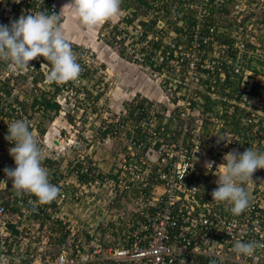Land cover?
Here are the masks:
<instances>
[{
    "label": "built area",
    "instance_id": "1",
    "mask_svg": "<svg viewBox=\"0 0 264 264\" xmlns=\"http://www.w3.org/2000/svg\"><path fill=\"white\" fill-rule=\"evenodd\" d=\"M22 1L28 2L16 0ZM31 1L35 4L31 14L55 13L54 0ZM144 1L148 9L141 6L142 10L137 11L140 15L133 17V22L147 23L152 19L154 25L150 30H138L123 22L132 18L130 9L128 14H118L116 21L103 23L104 32L117 42L123 40V55L126 57L128 53L138 68L148 71L161 93L165 95L163 91H166L171 96L170 107L131 98L124 101L128 110L121 106L116 114L88 102L80 88L84 86L82 75L91 68L93 55L88 48L73 45L82 72L75 81L54 83L60 88L55 97L59 110L51 120L42 117L37 106L27 113L21 101L10 99L11 94L6 98L0 93V181L6 180V167H15L8 152L14 145L3 140L7 125L23 119L29 122L30 131L39 141L42 166L49 171L50 182L60 189L51 205L34 209L30 201L35 197L19 198L10 180L7 184L0 182V264H264V248H257L252 256L233 251L236 240L264 244V181L253 175V182L245 185L251 201L239 217L231 213L230 205L212 203L211 196L217 187L216 166L223 162L220 159L226 153L233 150L243 153L250 147L264 152V98L250 97L248 90L244 91L247 86L239 83L241 99L226 102L230 106L246 107L248 116L242 124L250 130L245 135L214 132L211 136H215L217 145L214 143L212 149L209 144L212 140H208L211 136L201 132L203 120L209 114L202 112V100L195 95L201 92L211 100L224 101L218 99L215 91L224 82L225 71L230 68L236 74L242 70L241 50L229 51L228 43L217 37L220 33L217 24L206 22L210 3L219 7L226 1ZM240 1L230 6L232 13L242 11ZM164 7H170L169 14ZM188 12L191 20L186 23L184 17ZM9 70L20 73L11 66ZM37 70L42 76L39 82L48 86L50 64L44 60ZM60 97L64 101L70 97L80 101L79 114L89 111V120L99 117L97 127L101 131L111 125L109 134L103 137L99 132L96 134L98 143L124 142V149L117 154L118 164L112 165L109 177L98 168L88 175L94 179L77 182V177L89 167H96L82 158L69 161L71 165L67 164L65 169L64 162L55 168L64 156V125L58 130L52 128L58 117L64 121V101L60 102ZM31 103L32 100L30 106ZM174 116L177 119L174 126L166 127L164 120ZM132 117H137V133L130 125ZM210 120L216 130L222 128V122ZM42 122L49 123L51 129H44ZM260 128L263 130L259 133ZM50 134L56 142L53 149L48 145ZM204 144L211 146L210 151L204 152ZM208 162H215L211 169L206 167ZM69 171L72 173L67 174ZM256 172L264 173V170ZM65 176L72 182H64ZM99 188L106 190L101 197L94 195ZM65 202L72 203L77 214L65 212ZM60 236H64L63 240L55 241ZM49 241L56 243L53 254L47 247Z\"/></svg>",
    "mask_w": 264,
    "mask_h": 264
},
{
    "label": "clouds",
    "instance_id": "2",
    "mask_svg": "<svg viewBox=\"0 0 264 264\" xmlns=\"http://www.w3.org/2000/svg\"><path fill=\"white\" fill-rule=\"evenodd\" d=\"M121 3L122 0H70L59 14L29 13L11 20L9 24H0V60L8 62L16 70H26L33 69L31 61L43 57L51 65L47 82L62 85L75 81L82 67L59 24L63 8H72L79 22L88 31H93L98 25L116 18L121 11ZM67 112L64 110V114ZM5 140L14 145L8 152L15 167H6V180L0 182L7 184L10 180L19 198L26 195L35 197L30 201L34 209L53 202L60 189L50 182L49 171L42 166L39 141L30 131L29 122L21 119L8 124ZM214 163L208 162L206 167L211 169ZM216 167L217 187L211 193L212 203L230 205L231 213L239 217L249 208L251 201L245 185L253 182L252 177L257 170H264V152L251 147L243 153L233 150L226 153L223 162ZM257 248H264V244L236 240L233 251L237 255L252 256Z\"/></svg>",
    "mask_w": 264,
    "mask_h": 264
},
{
    "label": "rangeland",
    "instance_id": "3",
    "mask_svg": "<svg viewBox=\"0 0 264 264\" xmlns=\"http://www.w3.org/2000/svg\"><path fill=\"white\" fill-rule=\"evenodd\" d=\"M65 1L70 2V0H64V2ZM126 2H129V1L128 0H122L121 4H125ZM240 2L243 6V9L238 14L232 13L231 9H230L228 16L220 15V14H217L215 12L213 13V15L220 23V24L218 23L220 31H223L222 27H227L229 23H230L229 25L235 24V26L238 27L237 31L232 29V35L236 34L235 38H238L237 40H239L241 42V44H239L240 50H247L244 48V42L245 43L247 42L249 45L253 46L254 51H253L252 55H254V57L261 59L263 64L261 67H258V69L264 73V22H263V19H264V0H241ZM18 3L19 2H16V0H0V23L1 24H9V22L11 21L10 19L16 20V19H19V17L21 15H27L31 12L28 9L23 10V8H22L23 5H22V7L16 6V4H18ZM52 5L54 7L55 14H59L60 13L59 7L61 6V4L59 2L57 4V0H54V1H52ZM55 5L58 6L59 10L56 8ZM64 6H65V4H64ZM18 8H21V10L19 11ZM229 8H230V6H229ZM140 10H142V8ZM23 11H25V12H23ZM128 13H129V10H122L121 9L119 15L120 14H128ZM17 14H18V16H17ZM32 14H35V13H32ZM3 17H5V18L3 19ZM244 17H247L248 20H247L245 27H244L245 31L243 33H245V34H243V36H240L241 31H242V27L239 25H240L241 18H244ZM70 18L72 19L74 24L72 23ZM117 18H118V16L114 19L109 20V22L116 21ZM59 22H61V24L63 23V25H64L61 28H62L66 38L69 40V43L71 45H73L74 47L78 46L77 48L83 49L84 48L83 40H80V42H79V39H83V38L78 37V33L80 32V30H85V29L82 28L81 26L76 27L75 23L79 24V25H82V24L79 22V19L76 16L74 10L72 8L71 9L64 8V15L61 13ZM104 27H105V24L97 26L94 29V31H96L98 34L96 33L95 38H92L90 40L88 39L91 44H88L87 47H85V48H88V50H90L89 52L93 55V57L91 60V62H92L91 68L88 70L90 79H89V81L83 80L82 84L88 88V89H86V91L89 94L90 100H94V97L97 95V93H99V92H97V90L101 89L100 93L103 95L105 94V97L103 96V100H101L99 105L105 107V109H109L108 111L110 113L118 114L121 111V105H120L119 101L117 103L116 100L110 99L113 96L114 90H116V87L118 89L119 84L122 85V83H120V82L118 83V81H116V79H115L116 76L118 77V73L128 72L131 75L132 69H134L136 72L142 74V76H144L145 78H148L150 81H152V79H151L148 71H144V70L138 68L134 59L128 58V56H129L128 53H127L128 56L126 55V57H125V55H119L121 49H123V51H125L124 47H123V44H124L123 42H122L123 44H121V46H120V44L119 45L117 44L114 46L109 45L111 42L110 41L111 36H107V34H105ZM101 33H104V34H101ZM100 34H101V37H100ZM251 37H253V38L250 39ZM84 41H86V39ZM94 41L99 42L98 46H94V44H95ZM242 45H243V47H242ZM245 52L248 54V56L251 55L250 51H245ZM107 54L108 55L110 54L111 57H109L108 60L103 61V58H106ZM114 55L116 57H119V58L114 57ZM113 57L115 59H117V61L119 63H121V66L118 63H115V60ZM247 58H249V57H247ZM42 60L44 61L43 57H42ZM4 63H8V62L0 60V68H2L1 64H4ZM30 63H34V60L31 61ZM252 63H254V62H252ZM100 64H103V67H105V69H106V70L103 69L104 74H103V77H101V80H99L100 76L96 72L97 69L94 68L95 66L100 67ZM32 68L33 69H26L25 72H23L22 70H18V71H20V73L16 72L18 76L19 75L26 76V79H25V81H22L21 76L16 78V81L12 84L13 88L11 90V97H9L10 99H17V100L21 101L23 106H25V110L27 113H31L29 103L33 97L38 96L39 90L46 91V92L50 91L49 92L50 94L52 91V88L50 86H46V85L39 82L40 80H39V77L37 75L33 76L35 68L34 67H32ZM13 73H15V72H13ZM34 78L35 79L38 78L37 82L40 84L39 87L36 86L37 82L35 84L32 82ZM246 80L247 79H245V81ZM258 81H260V83L264 82V79L262 78V74H260ZM106 90H107V93H106ZM159 91L161 93L160 89H159ZM163 92L165 93L164 103H166L168 101H165V100H169L171 98V96L168 93H166V91H163ZM263 95L264 94H262V96ZM129 98H132V96L129 95L125 101H127ZM59 99H60L59 100L60 102L64 101V99H62V97H60ZM246 99H248V98L246 97ZM122 101H124V100H122ZM62 103H63L62 105L64 106L65 112L68 111V112H70L69 114L72 115L74 126L71 127L66 123V118H67L66 117L67 114H66L65 116L62 117L64 119V121L59 120L60 117H58L57 122L56 121L53 122L52 128L54 127L58 130L60 127H62L64 125V156L59 158V163H57L55 165V168H58V166L63 164V162H64V169H65V166L69 163V161H71V160L78 161L80 159L79 156H80V154H82L81 152L84 150V148H87L90 145V143H91L90 138L92 137L91 134L96 131L97 125L100 123L101 119L99 117H97L93 121H91L89 124H85L86 126H82L81 124L78 123L79 119L82 116L79 115V112L77 111V109L74 108V107H80L79 106L80 101H76L72 97H70V98H68V100L66 98V100ZM162 103H163V101H162ZM71 105H73L74 107H72ZM159 105H161V104H159ZM162 105H164V104H162ZM107 107H109V108H107ZM73 110H75V111L72 112ZM77 117H79V118H77ZM43 119L44 118H42V121H45ZM42 123H43L42 127L44 129L47 128L48 131L51 129V126L49 125V123H45V122H42ZM81 123H82V119H81ZM50 135H52V134H50ZM83 135H89L90 138L85 140L83 138ZM208 140L209 141L212 140V142H209L210 145H212V146L217 145V143H215L217 141L215 139V136H211ZM48 141H49L48 145L50 146V149H53V144H56L54 136L53 135L49 136ZM214 143H215V145H214ZM123 144H124L123 141L115 142L113 145L112 144L109 145L107 143H105L104 145L100 144L101 146L96 145L95 146L96 148L92 147V149L89 151L91 153V157H92L93 161L95 162V164H99V165H103V166L106 165V167H104L105 171L103 172L106 177H109L108 175L112 171V169H111L112 165L115 167L116 164H118L117 154L124 149V148H122ZM5 147L6 146H4L3 148H5ZM210 147L211 146L208 145V148H204L205 149L204 152L209 151ZM108 149H110V151H108ZM105 151H106V153H105ZM0 155H2L1 152H0ZM220 160H223V159H220ZM254 175L259 176L260 179L264 181V173L255 172ZM64 182L70 183V182H72V180H68L67 177L65 176ZM68 189H70V188H68ZM71 193L72 192H68L69 195ZM105 193H106L105 188H99L96 190L94 195H98V196L100 195V197H101ZM64 211L67 213H71L72 215L77 214L76 213L77 211L73 210V208H72V203L70 204L68 202L64 203ZM120 211L123 212L124 209L122 208ZM48 245H49V246H47L48 249L51 250L50 254H53L54 250L56 249V243L54 241H49Z\"/></svg>",
    "mask_w": 264,
    "mask_h": 264
},
{
    "label": "trees",
    "instance_id": "4",
    "mask_svg": "<svg viewBox=\"0 0 264 264\" xmlns=\"http://www.w3.org/2000/svg\"><path fill=\"white\" fill-rule=\"evenodd\" d=\"M27 1L28 2H25V1L19 2L18 4H16V6L22 7V5H23V7H22L23 10H25V9H28L30 11L33 10L35 4L31 0H27ZM128 1L129 2H126L125 4H121L120 8L122 10H130V9L133 8L132 9L133 13L131 14L132 18L131 19H125V21H123V22H125L126 24H131L135 29H138V30H142V29H145L147 31L150 30V28L154 25V21L152 19L151 20L149 19L147 21V23L146 22L144 23L143 21L133 22L134 21L133 17L135 18L137 15H139V13H137V11H140V7L143 6L146 9H148V7H149L148 3L145 2L144 0H128ZM225 1H226V3L224 5L219 6V7H218L217 4L213 5L212 3H210V5H209L210 6V9H209L210 12H209V16L206 18V22L208 24H212V25H214V23H216L217 24L216 29L220 32L218 34V36H217L219 38V40L221 42L228 43L229 48H230L229 51H231L234 48V50L236 52H239L240 51L239 50L240 49L239 48V44H241V42L239 40H237L238 38H235L236 34L232 35V29L237 31L238 27L235 26V24H232V23H231L232 25H229L230 24L229 23L227 27H222L223 31H220L219 30V25H218L219 21L215 17L213 18V16H214L213 13L214 12L217 13V14H220V15L228 16L229 11H230L229 6H231L233 3L239 2L240 0H225ZM164 8L168 9V11H166V10H164V11L166 12V14H169L170 13V11H169L170 7L169 8L164 7ZM18 10L20 11L21 8H18ZM176 11H178V10L176 9ZM23 12H25V11H23ZM189 15H191V14L188 12V15H186L184 17V20L186 21V23H188V21L191 20V18H190L191 16H189ZM17 16H18V14H17ZM10 20H12V19H10ZM247 20H248L247 17L241 18L239 26L242 27V31H241V35L240 36H243V34H245L243 32L245 31L244 27H245V24H246ZM263 22H264V19H263ZM110 41L111 42H110L109 45H111V46L112 45L114 46V45H117V44L118 45L120 44V46H121L123 40H120V41L117 42V41L114 40L113 37H111ZM234 46H237V47H234ZM242 47H243V45H242ZM244 48L247 49V50H241L240 51L241 55H242V61H241L242 70L245 68L246 70H249V71H251L254 74H262V72L260 73V71H258L256 69L257 67H261L263 63H262L260 58L254 57V55H252V53L254 51V47L249 45L247 42L246 43L244 42ZM245 51H250L251 55L248 56V54ZM122 53H123V49H121L119 55H123ZM247 57H249V58H247ZM42 61H43L42 57H39V58H37L34 61V64H33L34 68H35L33 76L37 75L39 77L40 81H42V76L39 73H36V72H37V69L39 67V63L42 62ZM252 62H254V63H252ZM1 66H2V68H0V93L4 97L7 98L11 94V90L13 88L12 84L16 81V78L21 76V75L18 76L17 75V73H18L17 71H11L10 72V70H9V66L10 65L8 63L1 64ZM50 68H51V65H50ZM242 70H240V72L236 73V74L233 73L230 68H228V70L225 71L226 74H225V77H224V82L221 85H218L217 86V90L215 91V95L218 97V99L219 98L220 99L224 98L225 99L224 101L211 100L205 94H203L201 92H195V95L198 96L202 100V103L200 105V108L202 109V112L209 114V117H207V119L203 120V125H202V129H201L202 134H204L206 132L204 130L205 128H207L206 126L211 125L213 123L210 120L211 118H214V119L222 122V128L219 129L218 134L240 133V134L245 135L247 132H249L250 127H246L245 128V126H243V124H242L243 119L248 116V112L246 110V107L230 106L226 102V100L232 99V98L236 99L237 101L240 100V97H241L242 94L237 93L238 92L237 90H238L239 83L241 82ZM13 72H15V73H13ZM87 72H88V70L82 75V78L84 80L85 79L86 80L90 79V77H87V74H88ZM263 76H264V74H263ZM1 77H3V80H1ZM232 77H234L235 79L232 80L231 79ZM25 79H26V76L22 75L21 76V80L25 81ZM37 80H38V78L37 79L34 78L32 82L35 84L37 82ZM48 86H50L52 88L51 94L49 93L50 91L46 92V91L39 90L38 96L37 97H33L31 99L32 103H31L30 108L33 109L34 107L37 106L38 107L37 109H40L41 112H42V117L48 118V120H51L54 116L57 115V112L59 110V105L56 103L55 97H56L57 93L60 92V88H58L54 83H49ZM80 91L84 94V97H85V99L88 102L92 101V102H95L97 104H100L101 97L99 98V94H97L94 97V100H90L89 99V94L84 89V86L82 88H80ZM261 91H262V87H259L258 85L255 84L248 91L249 92L248 94L250 95V97H255V95L259 96ZM122 107H124V109L128 110V105L127 104H124V106H122ZM230 107H231V109H230L231 112L229 113V108ZM79 109H80V107L77 109V111ZM131 110H129V113H131ZM66 114L67 113H65L64 116ZM80 115L82 116V114H80ZM66 117H67L66 118V123L69 126L73 127L74 125H73V117H72V115L67 114ZM136 120H137V117H132L130 125L134 128L133 130L137 133L138 130L135 127ZM110 127H111V125H107L104 128V130H102V131H101V128L97 127L95 134H97L99 132L98 135L103 137L107 133L109 134ZM1 130H2V128H1ZM3 130H4V132H6L5 129H3ZM262 130L263 129L260 128L258 130V132L260 133V132H262ZM6 135H7V132H6ZM100 136H99V138H100ZM126 137H128V135H126ZM4 139L5 138H3V140ZM3 140H2V142H3ZM96 145L101 146L98 142H96V144H94V146H96ZM203 147L204 148H208V145L204 144ZM213 148H215V146H212V149ZM88 157L89 156H83L82 154H80L79 158H82L85 161L87 160L88 163H91V162L95 163L93 161V159L88 158ZM46 163L48 165H51V163H49V162H46ZM69 165H71V164H69ZM77 166L80 167V163H78ZM96 169H98L97 166L94 167V168H90L89 167V170H87V172L85 174L79 175L77 177V182L82 183V182H86L88 180L91 181V179H94L95 178L94 176H91L90 178H88L89 177L88 175L90 173L92 174V172H94ZM69 173H72V171H69L67 174H69ZM68 188H70V187H68ZM66 189L67 188L64 187V190H66ZM68 190L72 191V189H68ZM51 204L52 203H49V204H46V205L48 206V205H51ZM63 238H64V236H60L55 241L61 242L63 240Z\"/></svg>",
    "mask_w": 264,
    "mask_h": 264
},
{
    "label": "crops",
    "instance_id": "5",
    "mask_svg": "<svg viewBox=\"0 0 264 264\" xmlns=\"http://www.w3.org/2000/svg\"><path fill=\"white\" fill-rule=\"evenodd\" d=\"M58 2L61 4V6L59 7L60 8V11H61L62 7L64 6V4L66 5V4L70 3V2H66V1L64 2V0H57V4H58ZM56 8L58 9V6L57 5H56ZM68 9H71V8H68ZM61 13L64 15V8H63V10H62ZM71 21H72V19H71ZM72 23L74 24L73 21H72ZM59 24H60V27H63L64 26L63 23L61 24V22H59ZM75 25H76V27L81 26L82 28H84L86 30V31L85 30H80V32L78 33V37L83 38V39H79V42H80V40H83L84 47H87L88 44H91L89 40L92 39V38H95V35H96L97 32L94 31V30L93 31H88L83 25H79V24H76V23H75ZM85 39H86V41H84ZM68 42H69V40H68ZM94 43H95L94 46H98V43L99 42L94 41ZM109 57H111V55L110 54L109 55L107 54V57L106 58H103V61L108 60ZM114 57H116V56L114 55ZM116 58H119V57H116ZM114 60H115V63H118L121 66V63H119L117 61V59L114 58ZM33 64L34 63H30V67ZM103 69H105V67H103V64H100V67H98L97 70H96V72L100 76V79L99 80H101V77H103V74H104L103 73L104 72ZM256 69L258 71H260L258 69V67ZM243 70L245 71V74L242 75L240 84L243 83L244 84L243 86H247V88H245L244 91L246 89L249 91L251 89V87L256 84L259 87H262V91L260 92L259 96H261L262 98H264V95L262 96V94H264V82L263 83H260V81H258L260 74H254L251 71L246 70L245 68ZM22 71L24 72L25 70H22ZM87 73H88L87 74V77H90L89 76V72H87ZM260 73H261V71H260ZM263 74L264 73L262 72V78L264 79ZM115 79H116V81H118V83L119 82L122 83V85L124 87L121 84H119L118 89L116 87V90H114V94H113V96L110 99L116 100L117 103L119 101V103H120L121 106H124V104H125L124 101L126 100V98L129 95H131L132 98H133V100H140V103H141V100H143V101H149L150 100V101L158 102L160 104H164V106H166V107H170L168 105V102L164 103V98L165 97H164V95L162 93H160L158 87L152 81H150L148 78H145L144 76H142V74L136 72L134 69H132V74L131 75L128 72L118 73V77L116 76ZM244 79H247V80L245 81ZM87 81H89V79ZM36 85H38V82H37ZM84 88H85V90L88 89L85 86H84ZM97 92H99V93H97V94H99V98L101 97V100H103V96L105 97V94L103 95V94L100 93L101 92V89L97 90ZM106 93H107V90H106ZM237 93H239V91ZM255 97H257V96L255 95ZM130 99L131 98H129L127 100V102ZM122 100H124V101H122ZM162 101H163V103H162ZM165 101H169V100H165ZM72 107H74V106H72ZM74 108L75 109H78V107H74ZM80 108H81V106H80ZM74 111L75 110H73L72 112H74ZM69 113L70 112H67V114H69ZM79 113H81V112L79 111ZM77 118H79V117H77ZM81 119H82V123H81ZM176 120L177 119H176L175 116H174V118H167V119H165L164 120L165 121V126L166 127H168V126L169 127L174 126V124L176 123ZM91 121H93V120H89V111L88 112L86 111L84 114H82V117L79 119V122L78 123L81 124L82 126H86L85 124H89ZM206 127L207 128L204 127L205 129L203 128L206 131L205 133L203 132L205 135L211 136V135L214 134V132H216L218 134L219 129L216 130V127H215V125L213 123L211 125L206 126ZM95 132L91 134L92 137L90 138V140H91L90 145L87 148H84V150L81 152L83 156H89L88 158H91V159H92V157H91V153L89 151L92 149V147H95L94 144H96L97 140H99L98 137H97V135L95 134ZM85 136L83 138H85V140H87L86 137H88L89 135L86 136V137ZM108 151H110V149H108ZM105 153H106V151H105ZM96 166L102 172L105 171V168L104 167H106V165L103 166V165L96 164Z\"/></svg>",
    "mask_w": 264,
    "mask_h": 264
}]
</instances>
